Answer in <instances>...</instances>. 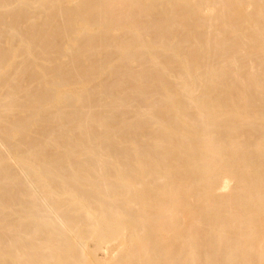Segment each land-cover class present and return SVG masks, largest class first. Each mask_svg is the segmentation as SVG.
<instances>
[{
  "label": "bare ground",
  "instance_id": "1",
  "mask_svg": "<svg viewBox=\"0 0 264 264\" xmlns=\"http://www.w3.org/2000/svg\"><path fill=\"white\" fill-rule=\"evenodd\" d=\"M0 264H264V0H0Z\"/></svg>",
  "mask_w": 264,
  "mask_h": 264
},
{
  "label": "rangeland",
  "instance_id": "2",
  "mask_svg": "<svg viewBox=\"0 0 264 264\" xmlns=\"http://www.w3.org/2000/svg\"><path fill=\"white\" fill-rule=\"evenodd\" d=\"M100 257H103V255H102V254H100Z\"/></svg>",
  "mask_w": 264,
  "mask_h": 264
}]
</instances>
